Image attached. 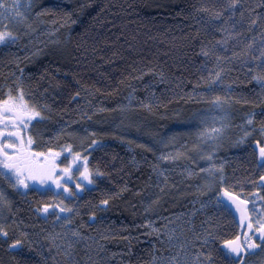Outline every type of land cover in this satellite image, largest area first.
Returning a JSON list of instances; mask_svg holds the SVG:
<instances>
[{
  "label": "trees",
  "instance_id": "obj_1",
  "mask_svg": "<svg viewBox=\"0 0 264 264\" xmlns=\"http://www.w3.org/2000/svg\"><path fill=\"white\" fill-rule=\"evenodd\" d=\"M229 2L36 0L37 8L47 20H71L73 24L60 46L49 48L34 62H24L23 95L30 106L48 105L41 111L49 121H67L80 117L87 101L113 103L140 77L155 73L160 80L152 90L155 91V101L150 105L152 112H145V116L158 126L162 121L160 115L178 112L185 115L194 110L198 105L196 95L212 85L210 76L219 67L225 69L222 85L232 90L236 111L249 109L255 113L256 125L261 126L264 90L256 87L253 77L264 72V66L259 61L234 57L233 52H240L254 38L255 55H259V41L264 35V3L239 0L244 5L245 17L243 26L235 29L239 35L229 39L226 46H216L224 35L219 29L226 25L213 24L209 17L224 10V16L219 18L223 21L228 15L224 6ZM236 19L239 20V15ZM250 19L256 20L251 30ZM201 48L214 49V54L205 57ZM217 56L223 58L219 64ZM0 93H3L1 85ZM259 147L256 139L248 140L227 157L224 165V186L248 201L264 200V182L260 179L264 176V160ZM89 167L103 175L93 189L76 199L79 218L84 217L85 225L113 236L114 243L120 238L130 241L127 254L130 264H149L153 250L132 231L139 217L138 205L133 204L139 196L135 191L144 182L145 173L134 169L129 152L119 143L93 150ZM105 199L109 204L101 209L100 202ZM70 202L74 204L75 200ZM92 212L96 213L93 224L89 220ZM229 213L220 211L210 217L213 237L231 239L240 234V223ZM203 247L212 252L213 264H236L221 248L219 240ZM0 264L40 262L23 251L10 254L0 241Z\"/></svg>",
  "mask_w": 264,
  "mask_h": 264
},
{
  "label": "rangeland",
  "instance_id": "obj_2",
  "mask_svg": "<svg viewBox=\"0 0 264 264\" xmlns=\"http://www.w3.org/2000/svg\"><path fill=\"white\" fill-rule=\"evenodd\" d=\"M8 2L12 3V0ZM19 2L21 7L18 10L27 19L17 22L0 17V27L10 26L21 36L16 44L0 45V85L3 86L0 99H5L9 90L13 97L24 91L21 81L24 62H34L49 48L60 46L68 38L73 24L71 20H47L37 8L36 0ZM158 80L160 77L155 73L144 75L113 103L92 104L87 101L80 117L67 121L44 118L39 122L33 121L25 132L31 131L35 141L32 147L36 152H46L48 148L60 151L57 163L62 166L71 160L66 145H71L73 152L88 155L89 159L91 152L103 145H124L134 169H142L146 175L135 191L139 196L133 204L138 205L139 217L132 231L137 232L153 250L149 264H197V253L201 249L206 251L203 246L208 243L205 244L202 237L205 232H211L209 223L212 215L220 211L230 214V211L240 225L248 223L247 219L238 217L232 205L217 203L216 196L224 184L201 169H208L213 163L225 165L227 157L250 139L259 141V150L264 148V131L256 125L255 118L249 125L248 114L252 112L249 109L236 111L232 90L215 82L196 95L198 105L194 110L185 115L181 112L160 115L162 121L157 126L148 120L145 112H152L150 105L155 101V91L152 90ZM254 82L257 88L264 90L256 80ZM216 96H227L231 103L218 108L213 103ZM23 98L29 105L25 95ZM221 117H224L223 121ZM213 129L222 131L214 135ZM94 139L100 146L89 148ZM37 163L43 164L44 161L37 160ZM189 172L193 175L189 176ZM93 187L87 185L71 205L65 200L67 195L55 189L60 195L61 206L67 204L77 214L59 223L54 220V224L51 216L33 215L32 206L22 201L21 198L26 200V195L33 192L26 191V195H22L8 177L0 175V190L10 201L11 209L5 206L0 211V223L9 228L12 238H18L21 231L29 233L28 238L35 242L39 251L25 247L23 253L32 255L40 264H130L127 256L130 241L120 238L114 243L111 240L113 236L97 227L85 225L84 217L79 218L76 199ZM247 205L249 218L254 224L264 219V213L260 211L264 209V200H249ZM89 220L91 224L96 222L92 217ZM70 222L68 230L66 226ZM76 232L82 236H76ZM49 235L56 236L55 243L45 239ZM100 246H103V251H100ZM66 250L70 251V256L64 254ZM246 261L247 264H264V253L257 250L255 255H248Z\"/></svg>",
  "mask_w": 264,
  "mask_h": 264
},
{
  "label": "snow or ice",
  "instance_id": "obj_3",
  "mask_svg": "<svg viewBox=\"0 0 264 264\" xmlns=\"http://www.w3.org/2000/svg\"><path fill=\"white\" fill-rule=\"evenodd\" d=\"M264 3V0H262ZM21 7L19 0H12L9 3L8 0H0V17H5L9 20L15 19L17 22L24 17L23 13L18 9ZM224 8L227 10L228 15L220 21V17L224 16V10L213 12L209 19L213 24L222 23L223 26L219 29L223 33V37L216 42V46H226L229 39L233 36L239 35L235 31L237 26H243L245 22L244 12L242 9L244 5L239 3V0H230ZM238 9L240 11H238ZM207 10V9H204ZM197 11H200L198 9ZM239 15V20L236 19ZM259 18V17H258ZM256 23V20H249L248 26L251 30V26ZM21 40V36L17 31H13L10 26L0 27V45L16 44ZM256 41L253 38L252 41L245 44L240 52H233L234 57L242 58L246 61H259L261 66H264V35L261 36L259 41V55H255L257 51ZM201 52L205 57H209L214 54V49L205 50L201 48ZM218 64L223 59L219 56L216 57ZM225 69L219 68L214 74L210 76V80L222 84L223 73ZM261 87H264V72L258 73L253 77ZM77 96L79 93L76 94ZM245 103L249 101L245 100ZM213 103L218 108H223L224 105L230 104L229 97L216 96ZM48 105H32L29 106L23 98L22 90L18 93L17 97H13L11 90L5 99H0V175H4L10 179L12 186L20 191L28 190L33 182H39L41 185H48L49 182L55 189L65 193L69 198L75 199L79 192L83 191L87 185H94L96 180L103 175L98 169H92L88 166V155H82L80 152H73L71 145H66L65 148L71 155V160L67 161L63 166L57 163V158L60 157L61 152L54 148H48L46 152H36L33 149L35 143L31 131L25 132L29 128L33 121L39 122L45 117L41 109H47ZM255 118V113L248 114L247 123L251 125ZM224 117H221L223 121ZM261 131H264V123H262ZM214 135H219L222 129L211 130ZM93 136L96 133H92ZM248 133H245L247 136ZM243 139V137H241ZM259 143V141H257ZM38 146V145H37ZM93 146L99 147L97 140H92L89 144V148ZM261 159L264 160V148L260 149ZM167 158V157H165ZM67 159V158H65ZM211 159V158H210ZM37 160H43V164H38ZM224 165L212 164L208 169H201L202 172L209 173L214 179H218L221 184H225V177L223 174ZM189 176L193 175L192 172L188 173ZM261 181L264 182V176ZM71 185V186H70ZM264 186V185H262ZM217 203H225L232 205L238 211L241 220H248L245 225L247 233L243 236L236 235L231 239H223L222 237H213L211 232H205L202 237L205 244L209 241L219 240L221 248L226 250V254H230L232 259H237L240 264H247V261L243 257L247 255H255L257 250L264 253V219H261L259 223L254 224L249 218L248 209L246 205L248 201L241 200V197L235 192L230 191L227 186L222 187L216 196ZM109 200L105 199L100 202V207L104 208L108 206ZM5 206H9L10 201L7 199L3 190H0V211H3ZM37 214H43L44 218L53 216L57 222L64 219V217H71L73 214H77L76 210L67 204L61 207L60 203H44L42 205L37 204ZM264 213V209L260 210ZM91 217L96 219V213L92 212ZM257 234L259 236L257 237ZM0 235L12 240L8 245L10 250H22L28 247L29 250L36 248L35 242L29 239V233L19 232L18 238H12L10 236L9 228L4 223H0ZM76 236H82L80 232L75 233ZM257 238L259 243H257ZM45 239L51 240L53 243L56 241V236L49 235ZM86 239H92L87 237ZM197 239H201L197 237ZM69 248L72 246L69 245ZM183 247V246H181ZM100 251H103V246H100ZM66 256H70V251L66 250L64 253ZM99 255V252H97ZM203 257V259H201ZM174 259V258H173ZM91 261V257H89ZM197 264H213V254L211 251H204L201 249L196 255Z\"/></svg>",
  "mask_w": 264,
  "mask_h": 264
},
{
  "label": "flooded vegetation",
  "instance_id": "obj_4",
  "mask_svg": "<svg viewBox=\"0 0 264 264\" xmlns=\"http://www.w3.org/2000/svg\"><path fill=\"white\" fill-rule=\"evenodd\" d=\"M93 148V147H92ZM92 153V152H91ZM91 155V154H90ZM26 191L28 192H33L32 195L30 196H27L25 193ZM22 195H26V200L21 198L22 201H26V205L30 204L33 208V215L37 213L36 211V206L37 204H44V203H49V204H52V203H60V195L59 193H57V191L55 190L54 186L49 182L48 185H41L38 181L34 183V185H31L29 187L28 190H24V191H20ZM32 197H34L35 199H33ZM35 200V201H34ZM67 201V203L69 205H71L72 203L70 202V200H75V199H72V198H69L68 196L66 197L65 199ZM62 207V206H61ZM23 213V212H22ZM43 215V214H42ZM68 217H64V219H62L61 221H64L65 219H67ZM6 220V218H5ZM37 220V219H36ZM43 220V219H42ZM51 222L54 223L56 220L55 217L51 216ZM57 221V220H56ZM59 221V222H61ZM58 222V223H59ZM56 222V224H58ZM55 224V223H54ZM71 225V222L67 224V229L69 230V227ZM247 228L244 226V224L241 225V232L239 235L243 236L245 233H247ZM10 232V231H9ZM55 233L57 234V229L55 231ZM11 236V235H10ZM12 237V236H11ZM14 239V238H13ZM0 241L1 242H4V246H5V249L7 250V252H9L10 254L13 253V254H19L23 251L22 250H10L8 245L11 244L12 240L7 238V237H4L2 235V237L0 236ZM257 243H259V240L257 238ZM248 256V255H247ZM247 256L243 257L244 260L247 259ZM236 262H240L239 260L235 259Z\"/></svg>",
  "mask_w": 264,
  "mask_h": 264
},
{
  "label": "water",
  "instance_id": "obj_5",
  "mask_svg": "<svg viewBox=\"0 0 264 264\" xmlns=\"http://www.w3.org/2000/svg\"><path fill=\"white\" fill-rule=\"evenodd\" d=\"M246 207L248 208V205H246ZM233 208L235 209V207L233 206ZM236 210V209H235ZM237 211V210H236ZM237 214H238V217L240 218V216H239V213H238V211H237ZM259 236V234H257V237ZM259 240V239H258ZM240 264V263H239Z\"/></svg>",
  "mask_w": 264,
  "mask_h": 264
}]
</instances>
